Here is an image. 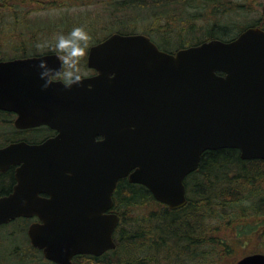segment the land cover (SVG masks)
<instances>
[{
    "label": "water",
    "instance_id": "obj_1",
    "mask_svg": "<svg viewBox=\"0 0 264 264\" xmlns=\"http://www.w3.org/2000/svg\"><path fill=\"white\" fill-rule=\"evenodd\" d=\"M42 57L59 68L53 53L0 61V110L17 115L18 129L57 132L41 145L0 148V171L23 162L27 178L0 198V225L36 216L41 224L29 228V239L54 264L115 249L112 195L121 179L175 211L187 203L184 179L204 152L236 149L242 160L264 161L259 28L173 54L144 35L112 34L87 52L86 65L97 74L71 88H42ZM236 264H264V253Z\"/></svg>",
    "mask_w": 264,
    "mask_h": 264
},
{
    "label": "rangeland",
    "instance_id": "obj_2",
    "mask_svg": "<svg viewBox=\"0 0 264 264\" xmlns=\"http://www.w3.org/2000/svg\"><path fill=\"white\" fill-rule=\"evenodd\" d=\"M110 1L74 0L60 8H50L37 4L25 5L17 0L12 2L15 7H0V60L17 58L23 51L24 55L29 54L32 46L35 48V55L54 50L55 34H67L75 26H83L89 33L87 51L97 37L109 32H126L147 36L157 46L167 47L173 53L204 39L208 24L213 22L229 23L237 32L264 22V0H219L213 4L195 0L191 5L171 3L151 8L149 5L152 0H136L141 3L140 7L126 9L114 15L109 6ZM142 3L145 6H141ZM86 57L87 52L80 58L81 76L89 74ZM10 120L11 116L8 117V122L0 120V146L12 133ZM216 210L220 212L218 208ZM220 214L224 215L223 212ZM206 218L204 224L199 225V234H195L198 246L193 253L198 256L191 255L192 259L189 261L182 257L177 260L156 257V263L153 264H236L246 255L264 253V215L253 217L250 224L255 232L241 237L237 236L234 225L228 224L227 220L217 219L213 222ZM1 236L0 264H47L40 261L39 256L24 254L22 250L15 252L14 244L19 243L21 249L25 246L18 240L12 242L6 230H1ZM209 238L218 239L214 245L218 250L211 247ZM18 253L21 255H17ZM107 260L114 261V257L108 255ZM87 261L82 258L79 264H89Z\"/></svg>",
    "mask_w": 264,
    "mask_h": 264
},
{
    "label": "trees",
    "instance_id": "obj_3",
    "mask_svg": "<svg viewBox=\"0 0 264 264\" xmlns=\"http://www.w3.org/2000/svg\"><path fill=\"white\" fill-rule=\"evenodd\" d=\"M13 1L17 0H0V7H15ZM18 1L25 5L37 4L40 7L60 8L61 5L70 4L74 0ZM202 1L205 4H213L219 0ZM193 2L195 0H152L149 8L171 3L191 5ZM140 4L136 0H111L109 2L112 15L133 7L138 8ZM141 6H145V3H142ZM249 27L264 29L263 24H254ZM235 29V27L231 28L229 23L213 22L208 24L205 38L190 46L210 40H232L244 30L237 32ZM110 34L113 32L95 38L92 45L101 42ZM117 34L133 35L126 32H117ZM158 47L171 53L167 47ZM34 49L32 46L29 54L24 55L23 51L17 58L37 56L33 53ZM54 51L55 49L47 50L44 54ZM263 183L264 161L242 160L240 152L236 149H219L206 151L202 154L197 169L184 179L187 203L175 211L155 201L145 187L131 184L127 179H121L112 195V211L119 218V223L114 231L116 248L100 257L75 256L72 262L79 264L81 259L85 258L89 264H153L156 263V257L167 258V260H177L182 257L189 261L192 259L191 255L198 256L193 253L198 246L196 242L198 237L195 234H199V225L204 224L206 217L212 219L213 222L217 219L227 220L228 224L234 225L238 237L255 232L250 220L255 216L264 215ZM141 210L144 212L141 213ZM221 212L224 215H221ZM212 236L215 237V235ZM208 240L211 247L214 250L217 249L214 245L217 244L218 239L209 238ZM219 242L223 243V241ZM108 255H112L114 261H108Z\"/></svg>",
    "mask_w": 264,
    "mask_h": 264
},
{
    "label": "flooded vegetation",
    "instance_id": "obj_4",
    "mask_svg": "<svg viewBox=\"0 0 264 264\" xmlns=\"http://www.w3.org/2000/svg\"><path fill=\"white\" fill-rule=\"evenodd\" d=\"M264 24V22H263ZM264 31V29H261ZM9 60H23V59H7L0 61H9ZM96 71L89 69V74L81 77H91L96 75ZM11 116L10 124L12 126V133L0 146V148H4L11 144L25 143L30 146H37L45 143L46 141L54 138L57 134L56 131L50 129L46 125H40L36 127L26 128V129H18L14 126V121L17 118V115L13 112L1 111L0 110V120L3 122L7 121L8 117ZM8 122V121H7ZM101 137H98L97 140H101ZM23 162H19L16 164H11L6 170L0 171V198L7 197L14 192L16 186L19 185L20 181L24 182L27 180L26 177L23 176L22 169ZM22 175V176H21ZM33 184V183H32ZM38 198L41 199H49L50 196L46 193L39 192L37 194ZM34 224H41V221L36 216L30 217H17L13 220H10L6 224L0 225V247L1 242L3 241V237L1 236V230H6L9 232V238L14 242L18 240L20 243L24 244L25 247L21 249L19 243L12 244L14 247V251L18 252L22 250L23 253H29L30 256H36L42 259L40 261H44L47 263H51L50 261L44 258V254L42 250L35 248L29 239L28 231L29 228ZM19 235V236H18ZM11 242V243H12ZM81 256V255H78ZM73 260V258H72ZM54 264V263H53Z\"/></svg>",
    "mask_w": 264,
    "mask_h": 264
},
{
    "label": "clouds",
    "instance_id": "obj_5",
    "mask_svg": "<svg viewBox=\"0 0 264 264\" xmlns=\"http://www.w3.org/2000/svg\"><path fill=\"white\" fill-rule=\"evenodd\" d=\"M54 39L53 55L59 62V68L48 67V60L45 57L39 59L36 67L43 81L42 88L47 89L53 83H61L65 88H71L73 85L79 86L82 80L80 58L86 55L89 33L83 26H75L67 34L56 33Z\"/></svg>",
    "mask_w": 264,
    "mask_h": 264
}]
</instances>
